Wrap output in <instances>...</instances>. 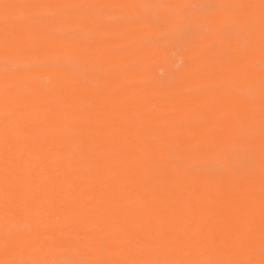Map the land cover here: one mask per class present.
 <instances>
[{
    "label": "bare ground",
    "instance_id": "1",
    "mask_svg": "<svg viewBox=\"0 0 264 264\" xmlns=\"http://www.w3.org/2000/svg\"><path fill=\"white\" fill-rule=\"evenodd\" d=\"M139 1L0 0V60L49 63L19 75L0 72V85L25 81L20 93H0V264L59 259L99 264L95 259L101 253L111 264H264V129L256 125L264 122V70L254 67L264 62V0H211L209 13L194 14L191 28L183 5L196 13L203 1L196 6L194 0H152L175 8L155 23L137 18ZM92 9H107L118 20L107 24ZM79 25L93 36L70 38ZM155 30L169 34L166 45L125 49L126 42L137 43ZM119 33L128 36L118 38ZM171 39L179 44L178 57L187 61L184 70L172 73L169 84L152 86L151 97L130 102L132 90L122 82L139 75L116 68L149 59L168 70ZM70 57L90 83L65 72L62 63ZM36 77L49 83H32ZM223 81L241 90L246 86L256 100L220 86L202 90ZM194 87L198 93L180 95ZM17 115L33 117L18 122ZM135 115L145 120L137 125ZM183 117L190 121L178 130L165 126ZM65 124L69 130L63 136L26 141ZM238 124L248 135L234 134ZM139 139L146 151L142 169L122 167L117 153L137 157L141 149L132 147ZM234 143L253 159L250 174L225 170L189 177L151 160L169 146L187 148L188 160L238 159L239 151L231 152ZM107 148L116 156L96 155ZM63 154L77 163L73 170L52 163ZM176 182L180 185L169 187ZM13 227L21 230L11 232ZM157 230L178 239L180 251L157 240L152 235ZM193 232L201 234L195 239ZM234 238L240 243H232Z\"/></svg>",
    "mask_w": 264,
    "mask_h": 264
},
{
    "label": "rangeland",
    "instance_id": "2",
    "mask_svg": "<svg viewBox=\"0 0 264 264\" xmlns=\"http://www.w3.org/2000/svg\"><path fill=\"white\" fill-rule=\"evenodd\" d=\"M201 1H203L206 5H209L211 3V0H194V2L192 1V3H194L197 6V4ZM183 6L186 7L185 5H183ZM187 6H189V5H187ZM196 6L193 7V9H196L197 8ZM136 7H137V12H138L137 18H139L140 20H144V21L147 20V21H150L152 23L157 22L159 20V18L162 17L161 15L163 13H165V11H166V13L163 16H171L175 12V8L163 7L161 1L158 3H154L152 0H141L138 2ZM98 10L99 11L92 9L90 11L92 13H94L96 17H99V18L103 17L105 19L104 21L107 24H113V23L117 22L118 18L110 17L108 15L107 11H105L107 9H104V10L98 9ZM19 17H21V16H18V18ZM84 30H85V26L79 25L78 27L72 29L71 30L72 32L69 31L70 33L68 32L69 33L68 35L70 38H74V39H86L88 37L91 38L93 36L90 32H88L89 31L88 29H86L88 31H86V30L84 31ZM83 31L85 33H83ZM207 32H211V28H209L207 30ZM226 33H228V32H226ZM158 34H159L160 38L157 36ZM116 35H114V36L111 35V37H118V34H116ZM148 35H149V37H146V38L144 37L143 39L137 40V43H136L135 39L126 42L125 43V49L130 50V51L139 52L140 50L146 49V48H158V47H161L163 44L166 45V43H167L166 41L169 39V34H166L165 32L160 31V30H155L154 32H152ZM119 36L120 37H118V38H125L128 36V34L127 33H119ZM155 36L158 38H156ZM171 40L172 41H171V44L169 47L170 49L167 51V53H168L167 54L168 70H165L160 65L161 63L157 62V60H149V59L148 60H139L138 62L128 64L125 66H120V67L116 68L118 71H121L122 73H125V74L135 72V74L137 76L139 75L138 77H135V78L125 79L122 82V85L124 87L132 90L130 92L129 96L127 97V99L130 102H133L136 99H142L143 100L145 98L151 97L152 93L150 91V88L152 86H154L155 84H169L171 82L170 75L172 73H174L176 71H183L184 70V67H185L187 61L184 59H180L178 57L177 51L179 48V44L176 40L174 41L175 43L173 42L174 39H171ZM68 59H69V61H67V59H64L62 66L65 68V72L68 73L70 78L73 80L90 83L91 80L89 79L87 74L82 70L81 66L77 63V61L71 57ZM65 60L67 62H65ZM12 62L13 63L16 62V64L13 65ZM68 62H69V64H68ZM48 64L49 63L44 62L43 64L39 63V64H35L34 66H32V65H26V64H23V63L17 62V61L0 60V72L3 71V72H6L8 74H11V75H19L20 73H22L24 71L31 70L30 69L31 67L34 69H38V68H41L43 66H47ZM50 64H51V62H50ZM75 64H76V66H74ZM71 65H72V67H71L72 70L70 69ZM254 65H255L254 66L255 68L258 67L261 70H264V67H263L264 62H262L260 64H254ZM9 66L12 69H10ZM73 67L74 68L79 67V69L78 68L74 69ZM75 71H77V72L75 73ZM95 72L100 75V73H101L100 68L97 67L95 69ZM73 73L75 75L77 74V76L74 77ZM71 74H73V76ZM78 76H79V78H78ZM24 82L25 81L23 79H18L15 81L2 83L0 85V93L1 94H7V95H15L18 92L20 93L23 90L22 84H24ZM34 82L35 83H41V84L43 83L45 85V84L49 83V80L42 78V77H40V78L36 77V78L32 79V83H34ZM225 82H227V81H223V82H221V84H219L220 82L216 83L215 85H214V83L210 84L206 88H203L202 90L208 89L210 91H213V90L218 89L220 86L222 90L232 91L236 95H239L240 97H245L252 102L256 100V95L253 93L249 94V92L247 91L248 88L246 86H245L246 89L244 88L243 89L244 91H243V90L239 89L241 87H239V88L236 87V84L229 82V81L227 83H225ZM226 84H227V86H226ZM197 91H199V90L196 87L186 88L182 92H180V95L181 96L185 95V97L191 96L193 94L198 93ZM174 113H175V111H172V112L168 113L167 115L173 116ZM2 115L3 114L0 113L1 117H2ZM32 117H33V115H17L16 121H18V122H29L32 120ZM132 120H133V123L138 125V124H141L145 120V117H143L141 115H135L132 117ZM188 121H190L189 117H183L180 119H171V120L166 121L165 126L167 127V129H169L171 131H175V130H178L179 128H181L182 125L186 124ZM257 124H259L261 126V128L264 129V122L262 120L257 121L256 125ZM68 130H69V125L65 124V125H62L61 127H59V129L56 130L55 132L44 131V132H41V133L36 134V135H29V136H27L26 141H31V142L39 141L42 138V136H48V135H51L54 133L57 135L63 136L68 132ZM209 131L210 130H208V131L204 130V132H209ZM234 134L246 136V135H248V129L246 126H241L238 124L237 127L235 128ZM136 147H140L141 151H140V155H138L137 157H134V158H125V157L123 158V156L120 157L119 154L117 153L119 164L122 167H124V168L133 167V168H136L138 171H140L142 169L141 167L145 161L146 151H145V147H144L141 139L137 140L136 144L132 148H136ZM234 151H239V158L238 159L229 158L227 160H220V161H219V159L218 160H216V159L215 160H209V159L188 160L186 158V156H184V153L189 152V150L187 148L179 151V150L169 146V147L165 148L162 155L156 156V157L152 158L151 160L155 163L161 164L162 166L171 167L172 169L177 170V172L185 174L189 177H193V176H196L198 174L216 175V174H219L225 170L233 171L235 174H240V175H245L248 173L250 174L252 169L255 168V164H254L251 156L248 155L246 152H244L243 149L238 148L236 143H234L232 148H231V152H234ZM96 155L98 157H115L116 152L111 148H107V149L97 151ZM194 161H196V162H194ZM209 161L214 162V164H215L214 168L209 167ZM52 163L54 165L60 164V163H66L68 165L67 167L69 170H73L77 165L76 162L71 161L70 157L67 156V154L55 156L52 160ZM220 164H222V166ZM261 176L264 177V171L261 173ZM169 185H170L169 187H174V186H179L180 184H179V182H176L174 184H169ZM24 229H26V227H22V230H24ZM19 230H21V228L13 227L11 229V232H16ZM178 230L182 231V229H178ZM1 232H3V231H0V233ZM200 234L201 233H199V232H193L192 236L195 239H197L196 237H199ZM152 235L154 237H156L157 240H159L161 243H163L167 248L174 250V251H180L181 244L179 243L178 239H176V238H170V239L164 238L161 231H159V230H157ZM240 240L241 239H239V238H234L231 240V242L239 244ZM90 243L93 246L95 245L93 241ZM124 243L126 245H130L129 243H126V242H124ZM95 260L99 264H111L110 256H108L104 253H101L99 256H97V259H95ZM150 260L153 262V260L151 258H150ZM64 263L70 264L69 262H67L63 259H59L58 261H56V264H64ZM241 263H243V262H240L238 264H241ZM4 264H13V263L6 262Z\"/></svg>",
    "mask_w": 264,
    "mask_h": 264
},
{
    "label": "snow or ice",
    "instance_id": "3",
    "mask_svg": "<svg viewBox=\"0 0 264 264\" xmlns=\"http://www.w3.org/2000/svg\"><path fill=\"white\" fill-rule=\"evenodd\" d=\"M186 8H187V12H186V16H185V23L189 28H191V26L193 24L194 14L207 15L210 11L209 6H207V5H199L196 13L193 12L192 6L189 5V6H186ZM228 27H229V31H231L232 26L229 25ZM236 35L241 40L246 39V34L241 32V31H237ZM209 167L214 168L215 167L214 162L209 161Z\"/></svg>",
    "mask_w": 264,
    "mask_h": 264
}]
</instances>
